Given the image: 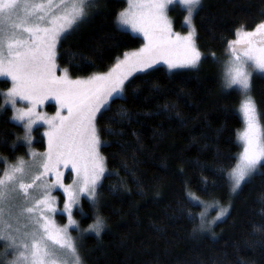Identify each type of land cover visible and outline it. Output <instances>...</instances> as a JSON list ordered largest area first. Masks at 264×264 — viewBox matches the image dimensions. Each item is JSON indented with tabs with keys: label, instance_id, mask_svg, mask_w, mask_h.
Returning <instances> with one entry per match:
<instances>
[{
	"label": "trees",
	"instance_id": "obj_1",
	"mask_svg": "<svg viewBox=\"0 0 264 264\" xmlns=\"http://www.w3.org/2000/svg\"><path fill=\"white\" fill-rule=\"evenodd\" d=\"M124 6V0H98L59 42L58 66L73 77L88 76L139 47L142 38L116 24ZM262 14L264 0H204L193 21L202 53L198 67L169 71L156 65L132 75L123 95L112 98L97 123L108 169L99 204L82 198L73 211L82 227L97 214L106 224L99 236L88 232L79 239L83 264H264V167L234 194L219 171L235 164L243 127L240 96L224 87L221 60L234 31L241 25L253 29ZM182 15H175V27L184 30ZM8 86L0 79L1 89ZM250 95L264 126V75L251 80ZM10 118V108L0 109V174L26 152L22 127ZM35 134L42 149L38 129ZM186 190L229 206L215 223L218 207L207 212L211 232L198 230L203 208L189 203ZM2 251L0 245V264Z\"/></svg>",
	"mask_w": 264,
	"mask_h": 264
},
{
	"label": "snow or ice",
	"instance_id": "obj_2",
	"mask_svg": "<svg viewBox=\"0 0 264 264\" xmlns=\"http://www.w3.org/2000/svg\"><path fill=\"white\" fill-rule=\"evenodd\" d=\"M97 2L0 0V77L11 82L0 93V109L11 107V119L22 124L23 139L29 145L33 126L47 125L43 133L47 150L30 153L31 165L19 158L0 174V242L4 245L2 255L12 257L7 264H83L69 228H79L73 219V207L79 203L80 194L97 207L102 180L107 178L98 119L114 96L123 95L125 82L133 73L147 74L161 63L169 70L197 68L202 59L193 23L202 0H127V7L117 14L116 24L141 34L142 47L126 52L106 73L71 79L65 69L57 75L58 43L88 18V10ZM170 6H179L186 12V34L173 31ZM234 37L227 41L225 49L228 58L224 80L226 88L235 86L243 96L240 109L246 126L238 134L242 150L233 158L235 164L219 169L232 194L238 193L242 182L264 167V126L250 95L253 73H264V20L251 30L241 25ZM212 57L216 59L215 53ZM49 100L56 104L53 116L38 111ZM18 103L24 106L17 107ZM64 110L66 114H62ZM64 168L75 174L72 184H64ZM57 188L63 190L62 211L67 214V223L62 225L52 218L58 211L52 195ZM187 196L190 204L203 208L198 227L202 233L212 231V222L205 219L209 208L219 207L215 220H221L229 211L218 201L206 203L191 191H187ZM17 200L22 203L17 204ZM187 215L196 219L191 211ZM105 227L104 218L97 214L84 231L99 236Z\"/></svg>",
	"mask_w": 264,
	"mask_h": 264
},
{
	"label": "rangeland",
	"instance_id": "obj_3",
	"mask_svg": "<svg viewBox=\"0 0 264 264\" xmlns=\"http://www.w3.org/2000/svg\"><path fill=\"white\" fill-rule=\"evenodd\" d=\"M124 1H125V6H124L120 11L124 10V9L127 7V0H124ZM203 4H204V0H202V5H203ZM172 8L175 9L174 12L171 11ZM181 10L183 11V15H182V18H181V25L184 27V30H183V29H177V28L175 27V24H176V18H175V15H176L178 12H180ZM88 11H90V9H89ZM120 11H119V12H120ZM168 15H169V18L173 21V31H174V32H178V33H180V34H182V35H183V34H186V32H187V26H186L185 24H183V17H184V15H186V12H185L181 7H179V6H170V8H169V12H168ZM122 28H124V29L130 31L131 33H134V32L131 31V29H129V28H127V27H122ZM250 30H251V29H250ZM134 34H137V35H139V36L142 38V43L140 44L139 47H137V48H135V49H132V50H129V51H127V52H133V51H136L137 49H139L140 47H142V45H143V43H144V39H143V36H142L141 34H139V33H134ZM234 38H235V37H234ZM234 38H233V39H234ZM58 44H59V43H58ZM57 47H58V45H57ZM124 54H125V53H124ZM124 54H123L121 57H119L118 59H123ZM211 57H212V55H211ZM227 58H228V53L225 54V55H224V58L221 60V68H222V69H221V77H222V81H223V83H224V84H223L224 87H225V80H224V64H225ZM118 59H117V60H118ZM117 60H116V61H115V62H114V63H113V64H112V65H111V66H110L105 72H98V73H94V74H100V73H106V72H108V71H109V70H110V69L116 64ZM56 63H57V61H56ZM159 65H161V66H163L165 69L169 70V69L167 68V65H165V64H163V63H161V64H159ZM57 66H58V63H57ZM155 66H156V65H155ZM65 69H66V68H63V67L58 66L57 75H61ZM191 69H195V68H191ZM174 70H177V69H174ZM169 71H172V70H169ZM136 73H139V72H136ZM136 73H133V75L136 74ZM94 74H92V75H94ZM68 75H69V77H70L71 79H87L89 76H91V75H88V76L73 77V76H71L69 73H68ZM262 75H264V73L254 72V73H253V76H252V78H251V80H252L254 77H258V76H262ZM130 77H131V76H130ZM130 77H129V78H130ZM0 79H5V80H7L6 78H3V77H0ZM8 81H9V86H8V87H10V86H11V82H10V80H8ZM126 82H127V81H126ZM126 82H125V83H126ZM8 87H6V88H4V89H1V88H0V93L6 91ZM225 88H226V87H225ZM233 89H235V90L238 92L239 96H240V101H239V104H238V112H239V114H240V116H241V118H242V120H243V127H242L241 130L237 133V134H239L240 132L243 131V129H244L245 126H246V125H245V121H244L243 113H242V111H241V109H240V105H241V101H242V99H243V96H242L241 92L239 91V89H237L235 86H233ZM114 97H116V96H114ZM2 102H3V98H2ZM48 105H51L52 108L50 109V108L48 107ZM23 106H24V105L21 104V103H18V104H17V107H23ZM7 107L10 108V117H12V116H13V111H12L11 107H10V106H7ZM38 111H40L41 113H45V114H47L48 116H53V115H55V113H56V104H55V101H54V100L45 101V103H44L42 106H39V107H38ZM62 114H66V110H64ZM10 119H11V118H10ZM11 121H13V122H15V123L21 125V127H22V134H23V136H24V129H23L22 124H21V123H18L17 121H15V120H13V119H11ZM259 121H260V120H259ZM260 124H261V122H260ZM33 129H34V130H33L32 133H31V136H32V143H31V145H29V144L23 139L24 143L26 144V152H25V156L20 157V158H22V159L25 161V164H26V165H31V164L33 163V157L30 155V153L35 152V153L40 154V153H44V152L47 150V137H45V136L43 135V133L47 130V125H34V126H33ZM36 129L39 130V134H40V136L42 137V140H43V143H44V147H43L42 149L37 148L36 145L34 144L35 141H36L35 137H37L36 134H35V130H36ZM238 139H239V138H238ZM239 141H240V140H239ZM240 143H241V150H242V142L240 141ZM100 152H101V151H100ZM101 155H102V153H101ZM237 156H238V155H237ZM18 159H19V158H18ZM18 159H17L16 161L12 162V163H9L8 165H13V164H15V163L18 161ZM8 165H7V166H8ZM2 172H3V171H2ZM62 172H63V182H64V184H65V185L72 184L73 179L75 178V174L71 172L70 168H64V169H62ZM52 195L56 197L55 207L58 209V211H57L56 213L52 214V218L56 221L57 224H60V225L65 224V223H67V214L64 213V212L62 211V210H63V205H64V193H63V190H62V189H59V188L54 189ZM82 198H85V199H87V200L89 201V199H88V197H87L86 195H84V194H80V197H79V203H78L77 205H74V207H73V211H74L75 208H77V207L80 206V202H81V199H82ZM90 202H91V201H90ZM213 202H214V201H209V202H207V203H213ZM16 203H17V204H20V203H22V201H21V200H17ZM219 205H220V206H223V207H227V206H224V205H221V204H219ZM212 208H214V207H212ZM212 208H209L208 211H210ZM228 208H229V206H228ZM218 209H219V207H218ZM208 211H207V212H208ZM218 211H219V210H218ZM218 211H215V215L213 216V219H212V220L214 221V223L217 222V221H219V220H215V217H216ZM226 214H227V213H226ZM60 216H62V217L60 218ZM225 216H226V215H225ZM225 216H224V217H225ZM224 217H223V218H224ZM223 218H222V219H223ZM73 219H75V220L77 221V224L79 225V228H76V227H70V228H69V232H70L71 236H72V237L76 240V242L78 243L79 239H80L84 234L88 233V231H84V230L87 229L88 227H82V226L80 225L78 219L75 218L74 214H73ZM213 221H212V222H213ZM13 223H14V222H13ZM14 226H15V224H14ZM0 245H1L2 249H3L2 252H4V245H3V243L0 242ZM11 259H12L11 256H7V257L4 256V264H7V261H8V260H11Z\"/></svg>",
	"mask_w": 264,
	"mask_h": 264
}]
</instances>
